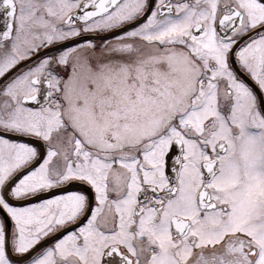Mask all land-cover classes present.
Returning <instances> with one entry per match:
<instances>
[{"label": "snow or ice", "instance_id": "6c2138e0", "mask_svg": "<svg viewBox=\"0 0 264 264\" xmlns=\"http://www.w3.org/2000/svg\"><path fill=\"white\" fill-rule=\"evenodd\" d=\"M258 93L264 0H0V264H264Z\"/></svg>", "mask_w": 264, "mask_h": 264}, {"label": "flooded vegetation", "instance_id": "af4514ba", "mask_svg": "<svg viewBox=\"0 0 264 264\" xmlns=\"http://www.w3.org/2000/svg\"><path fill=\"white\" fill-rule=\"evenodd\" d=\"M245 79L248 83H250L253 87H255L254 83L249 80L246 76H245ZM258 95H264V93H258ZM3 213H0V215H2ZM11 227V222L9 221V228ZM15 255V254H14Z\"/></svg>", "mask_w": 264, "mask_h": 264}]
</instances>
